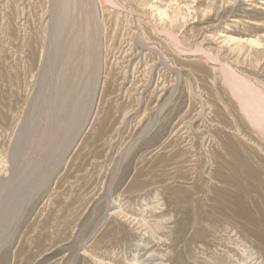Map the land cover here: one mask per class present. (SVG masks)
Segmentation results:
<instances>
[{"label": "rangeland", "instance_id": "obj_1", "mask_svg": "<svg viewBox=\"0 0 264 264\" xmlns=\"http://www.w3.org/2000/svg\"><path fill=\"white\" fill-rule=\"evenodd\" d=\"M61 1L64 0H0V84L2 83L0 85L2 87H0V107H3L5 111L3 113L4 120L0 119V126L2 127V129L0 127V190H2L8 182H10L18 175H24L26 178V176L32 171V166H30L31 163L30 161L28 162L27 159L29 158V155L32 154L31 151L35 150L33 148V145L36 142V139L34 137L33 139L30 138L29 142H27V139L29 138V136H32L31 132L29 131L32 130L33 126H35L36 124L41 126V128L44 126V129H42L45 131V135L44 133H39L42 135L38 136L39 138L41 136H44L45 138L44 140L40 138V145H43V142L45 145L47 139L50 138L46 143V145H50H45L48 148L43 145L42 147L44 149L40 147V150L38 149L39 151H35L36 153L38 152L37 154L40 157H42L44 153L43 150L50 149L49 146L52 147L51 143L54 135L58 133V131L60 132L62 130L61 127L63 128L65 124V119L68 111H71L72 107L74 108L73 104L76 101V95H81L82 97L81 102L83 103L81 107L83 108V112L88 108L87 104H91V92L89 94L88 89L86 87H83V85L87 83L89 88L91 81H89L88 79V74H90L91 76L92 74H94V70L93 73L87 74L84 71L85 69H81L83 65L81 66L82 61H80V57H77V59H75L77 54L85 51V45L83 44L84 35L81 36L80 31L83 27L84 22L88 18L89 12L94 11L93 13L97 17L96 19L99 18L98 21H100V23L97 21L99 25L98 31L101 30V35L100 33L99 35L101 37V42H103L101 43V48L103 49L102 52L104 53H101L99 59V68L95 69V71L97 70L98 72L97 77L101 76L99 82H102V79L105 78L103 74L106 69V75L107 73H111V82H113L116 87L112 90L110 89L109 92H103L102 94L100 92L101 83H99L98 86L100 87L97 86V90L95 93V95H97L95 97V101H97L92 109L93 113L90 118V124L92 122V124L95 125V128L88 133L87 130L90 126L89 124V126L83 133V135L85 134V136L81 137L80 140L77 141L78 143L76 142L68 155H66L65 157L64 155H61L60 158L62 159L57 158L54 163H50L51 165H49V162L45 159L43 162L46 164L44 165V163H42V165H44V168L49 165L50 168L48 166L46 170L50 169L51 171H46L44 169L45 171L41 173L40 171L43 170V168H39L40 170H37L36 174L31 178L32 186L30 185L31 187L29 189L27 188V192L24 191L25 194L23 195V199L17 202L16 205L14 204V206L9 207L7 211V213L9 214H7L5 218H2L3 220H0V264H14L15 262H17L16 264H23V262L24 264H217V262H220L221 264H242L240 262H243V264H256L257 262H259L257 264H263L264 260L262 261V256L264 250L261 249V247H259L260 245L257 243L255 244L256 246L254 244L253 245L259 248L252 249V247H254L251 246L252 239L249 236L247 237V235H241V238L240 232H238V229L233 225L234 222L230 220H224L221 222L223 225L221 223H218V227V224L214 225V221L208 218L203 219V215H201L203 214L202 209V211L199 210L201 212L199 215L202 216V219L199 215L196 214H198L199 212L197 208L200 206V204L202 206L204 204L206 208L209 207V205L207 206V204H210V206L212 207L211 204L215 203L213 198L216 195V193H214L216 192V190L214 192L211 191V188L213 187L212 185L214 184L213 181H211L212 177L210 176V170L216 165L213 164L212 161L208 163L206 160L207 155L204 153V150L202 152L203 147L205 149L206 145H208L209 138L212 139V137L214 138L216 136L212 133L213 129L216 128L217 123L214 121L215 117L212 114L215 110L211 107L212 103L209 102L211 101L210 97L208 96L209 90L216 92V97L220 100L223 108H225L226 110L228 109V115L232 116L235 121L237 120L236 122H238V119L234 112L235 110L231 105V107L228 105L230 104V100L228 96L225 95L226 87L224 84H222L223 82L221 81L222 79L219 73H213L211 70H209L208 66L210 65H208L206 61H203L205 60L202 57V55L204 54L203 51L214 55L218 58L219 61L225 62L230 68L233 69V71L243 75V78L245 79V82L247 84H251L252 86L257 87L259 92L264 95V0H69L70 3L68 2V4L70 5V7L72 6V8H69L68 6L67 9L69 11H73V17L72 12L71 15L69 14V12L67 16V23L61 21L63 19H61L60 15H58V13L60 14L59 11L58 13H56L60 18L55 13V11L57 10H63V6L61 7ZM11 2H16L18 4L16 10L18 13V17L16 18V20L14 19L12 21L11 17L9 19L10 8H6L8 5H10ZM57 3L59 4V6L57 5ZM60 7L62 9H60ZM164 11L167 13V16L161 14ZM56 16L58 17V19L56 18ZM58 20L62 23H65V28L62 27V23H59ZM75 20H78V22H75ZM69 21H71L72 24ZM56 22L57 24H55ZM76 23H78L79 25ZM69 25L72 27H70ZM76 26L80 29L78 30ZM47 27L49 28L47 29ZM69 28H71V30H69ZM159 29H163L165 31L167 29L168 32H170L180 40L185 49H191L189 51L187 50L188 52L195 54H192V56L179 55L176 51L171 49V47V50L169 48H166L167 45H165L166 43L163 42L164 40L157 37L158 39H160V42L159 40L157 41V38L155 37L157 36L155 34ZM76 30H78L79 32H77ZM32 31H34L35 33H32ZM44 31L46 34L43 33ZM57 31L62 32L61 36L59 32L56 33ZM151 31L153 32L151 33ZM33 34H35L34 37ZM64 36L66 39L64 38ZM68 36L70 37L68 38ZM49 37L50 39L48 40V42H50L48 44V42H46V38ZM140 37H142V41H140ZM53 38H55V40ZM78 38H80L81 41L78 40ZM15 40L17 41L14 42ZM33 40L35 43L32 44L31 42H33ZM107 40H110L109 43ZM54 41L56 42V44ZM58 41L60 42L58 43ZM61 41L66 44L62 43ZM60 43L61 45L64 44V46H61ZM80 43L82 46L80 45ZM106 43H108V45L110 44L111 46H108ZM239 44H242V46H239ZM68 45H70V48ZM24 46L26 48L23 51ZM35 46H39L38 49ZM41 46L44 47L40 48ZM58 47L67 50L66 52L65 50H59L62 53H58ZM30 50H33L34 52L37 51L36 56L38 57L34 61L29 60L30 58L27 55L28 51ZM70 52L73 59H75V64L72 63ZM5 53L6 57H3L1 54ZM22 53H24L25 56L22 55ZM64 53L66 54V56ZM48 54L50 55L48 56ZM59 54H62L64 56H61ZM160 54L162 55V57ZM176 54H178V56ZM68 56L70 59L68 58ZM43 57H46V59L44 60ZM62 57H64V60H62ZM25 59L28 64H25ZM105 59H108V61ZM37 62H39V64H37ZM33 65H35V67ZM41 65L43 68L45 66L44 70H42L43 68L41 67ZM67 68H69L68 70L70 74L67 71ZM12 70L14 73H12ZM22 71L24 72V74L23 76H20V74L23 73ZM25 71L28 73H26ZM202 72L206 74H203ZM44 73L48 77L45 76ZM60 73L62 76L59 75ZM73 73H76L77 75H73ZM57 74L59 76H57ZM4 77H6V79ZM12 77L13 79H16L12 80ZM57 77L59 78L57 79ZM207 77L209 78L208 80ZM65 78H67L68 80ZM24 79H26L27 81ZM59 80H61V82ZM18 81L20 82L18 83ZM6 83L8 86L11 84L9 86V89H6V86L4 85ZM17 83L19 85H17ZM21 83L25 86H23ZM57 84L61 85L59 86ZM19 86L21 88H19ZM15 87H17L16 90ZM45 89H47L48 92ZM55 90L59 91L56 92ZM113 90L116 91L113 92ZM12 91L17 95H14ZM50 91L51 93H49ZM8 92L11 93L8 94ZM57 93L60 94L61 98L60 102L57 103L59 105H57V109L59 111L56 114V111L54 112L53 110H51V108L47 107L53 106L52 101L55 100ZM68 94L73 98L71 96V98H69ZM101 94L104 95V97H100ZM2 95H6L7 99ZM47 96L49 102L47 101ZM107 96H109V98H107ZM105 98L106 100H104ZM109 99H111V101ZM6 101L7 103H4ZM103 101H105V105ZM12 103L14 105L13 110L12 106H10L12 105ZM99 104H103V106L101 107ZM46 105L47 107H45ZM190 105L191 108H189ZM6 106H8L7 108L12 110L13 112H11L9 109L7 110ZM65 106H67L68 108ZM111 107H113L114 109ZM61 108L64 109V111H60ZM46 110H48V113L46 112ZM6 111H8V113ZM41 111L43 113L45 112V115H43ZM98 111L99 116L102 113L101 117H97ZM54 113L55 118H53ZM107 113L113 115L109 118L110 123L106 125V128L108 126L107 129H111V132H102L97 138L95 130L98 128L96 124H98L99 121L105 120L104 117L109 115ZM56 115H59L58 117H62L61 120L64 121L61 122V120H59L58 122V118L56 117ZM8 116L11 117L9 118ZM40 118L44 119H42V121L46 122V125L40 120ZM119 118L120 120H118ZM46 119L48 122L46 121ZM54 119H56V121H54ZM112 119L114 121L116 119V123L113 122ZM36 120L40 122L36 123L38 122ZM48 123L49 127L47 126ZM3 124H5V126ZM58 124H60L61 126ZM113 124L114 126H112ZM8 125L10 128L6 127ZM46 128L47 130H45ZM39 129L40 128L35 130L36 132H33L34 136H36L37 131H42V129H40V131ZM47 132L49 135H46ZM223 132H228V130H225ZM50 135H52V137ZM96 138L98 139V141ZM99 138L102 139L100 140ZM80 142L82 144V148H80L79 151L77 147L78 145H81ZM26 143H29V146H31V148ZM193 143H195L196 145H194ZM84 144L86 146H84ZM23 146H26L25 149ZM259 147L264 151V148L261 147V145ZM155 148L157 149V151ZM28 149L30 151H28ZM41 150L43 151V153ZM77 150L78 152L76 154V157L74 159L71 158L70 160V157H73L74 152ZM94 150L96 152L103 153H100L99 155L95 152L100 157L99 158L97 156V158L99 159H97L96 157V160H94L95 158H91L93 156H96ZM81 152L85 153L86 158L83 154H81ZM90 152H93V155H90ZM157 152H160L162 155L163 153H165V155H163L162 158V155L158 154ZM55 153L58 154L59 150ZM172 153L173 155H175L173 159ZM150 154L152 157L150 156ZM153 154H155L156 156ZM158 155H160V157L163 159L162 163L161 161L159 163L162 166L158 165L159 168L157 170L155 169L153 171L152 169H150V171H148L149 169L147 170V168L149 167H146L145 164H148L150 163L149 161H151V166L154 165L155 160L154 162L152 160ZM167 155H170L169 158L171 159L168 160ZM176 157L178 158V160ZM185 157L186 159H184ZM201 157L203 159H200ZM21 158H23V160H21ZM140 158H143V160L145 161ZM85 159L88 161H86ZM166 160L168 164L165 162ZM80 161L85 166L83 167L84 172H80V174L82 173V175L78 173V171H82V164ZM87 162H91L90 167H88L89 164ZM137 162H139L140 165H138L139 163ZM163 162L166 166L163 165ZM199 163L205 164L206 166L204 165V167H202V164L200 165ZM68 164H72L73 166L71 165L70 167V165ZM75 166H77L78 168H76ZM96 166L98 167L96 170L92 168H96ZM69 167L71 168V170ZM74 167L77 169V172L76 170H74ZM86 167L88 170H91L92 168V171H88ZM216 167H218V165ZM68 168L69 170L67 171ZM141 168L142 170L141 172H139ZM151 171L153 174L151 173ZM70 172H72L73 174ZM207 172L210 174H208ZM62 173L65 174L64 178H60L64 176V174ZM140 173H143V175H141ZM67 174L70 175L68 176ZM71 174L79 176L74 175L76 178L75 179ZM131 175H134L135 178L134 176L132 178ZM137 175L141 176L137 177ZM178 175L181 177H178ZM58 176L60 177L58 178ZM68 177L73 183H70V180H65L66 183L64 182V179H68ZM77 177H80L79 179L81 180V183ZM163 178L168 179V181L170 182L168 183V181L166 180L167 182L165 183V181H162L164 180ZM58 179L59 181H57L56 183V180ZM60 179H62V182H60ZM144 179L147 180L145 181ZM2 181L3 183L5 182V184L1 183ZM67 181L69 182L67 183ZM178 181L180 182V184L183 183L182 185H186L187 187H185L186 189H184V186L179 187V193L182 192V195L180 196L177 193L176 198V194H170L169 191L167 193V190H170L171 187H175L177 184L178 185L176 187H178ZM200 181L201 183H199ZM77 182H79L80 185H78ZM143 183L146 185L144 186ZM174 183L176 185H174ZM59 184L61 188L59 187ZM140 185L142 186V188H137ZM149 185L151 187H149ZM159 185H161V187L164 186L166 194ZM127 186L129 187L128 189ZM166 186L167 189H165ZM206 186L208 189L206 188ZM130 187L135 188L132 189ZM159 187L161 190L159 189ZM199 187H202L203 190L201 191L200 189V191H198ZM34 188H36L37 190ZM76 188H78V190ZM75 189L78 192H75ZM126 189L127 192L124 194L123 192H125ZM156 189H159V191ZM195 189L197 190V192H195ZM53 190L56 191H54L55 193L52 194ZM182 190L187 191H184L183 193ZM56 193L59 195V198L57 199L58 201L54 199V197L58 196ZM66 193L68 194V196ZM156 193H160L159 196ZM210 193L211 195H209ZM73 194L75 197H78V199L74 198V196H72ZM169 194L172 196V199ZM187 194H189L188 197ZM165 195L168 196L166 197ZM206 195L208 198H206ZM70 196L76 200L70 198ZM60 198L62 199L60 200ZM205 198L206 200H204ZM52 199H54L55 201H53ZM174 199H176L177 202ZM202 199L208 203L203 202ZM59 200L62 202H59ZM73 200V204L75 206L70 208L68 210V213H66L67 211L62 212L61 210L64 209V205ZM172 200H174V202ZM179 200H184V202L186 201V203L181 202L182 205L184 203V205L182 206L179 203ZM196 200L200 203H198L199 205L197 204ZM159 201L160 203L158 204ZM168 201L171 203L173 202L172 204H176L172 207V204L170 205ZM201 201L203 204L201 203ZM52 202L53 206L51 205ZM85 202L87 205L84 204ZM166 203L168 204L165 205ZM56 204H59L58 210L64 214L59 212L50 220H47L46 217L50 213L49 210H52L54 205ZM153 204L156 205V207ZM162 204L165 207L169 206V208L163 207ZM179 204L181 205V207H179ZM152 205L154 206V208H152ZM177 205L179 207V211L177 209L176 212L171 211L175 210V206ZM60 206L62 207V209H60ZM239 206L240 205H238L237 207L240 208ZM245 206L246 205H242L241 208H245ZM76 208L79 210H83L80 211L81 214L78 212L79 210L76 211ZM170 208L171 210H169ZM181 208L183 209L184 213L182 212ZM46 209H48V211ZM111 209H113L114 211ZM37 212H41L43 214L39 215L37 214ZM46 213L48 214L45 215ZM73 213H79V215H73ZM182 213L187 214H185V216ZM35 215L38 216V219ZM192 215H195V219ZM69 216L71 219L69 218ZM198 216L200 217L199 222L197 220ZM34 217L36 219L33 220ZM54 217L59 218L56 219ZM103 217L105 218V224L103 223L105 226L103 227H107L108 229L106 228V230H104V228L102 227L99 232L102 233L104 231V235H107L109 233H107V231L109 230V228H111V235H115H110V238L107 239L112 240L110 241V244L102 246V248L98 249L93 247L92 245V241L94 239L91 241L88 236L90 237L93 228L99 222L98 219H101ZM181 217H183V219ZM139 218L142 220H140ZM151 218L155 219L151 220ZM52 219L53 221H51ZM107 219H110L109 222ZM156 219H159V221H161L159 227L158 225L156 226ZM39 220H41V222H39ZM42 221L44 223L46 221V224L48 223L50 225L47 224V227ZM208 221L211 223H209ZM32 222L34 223V225L31 224ZM35 222L38 224V226ZM107 222L108 225L106 226ZM117 222L120 224H118ZM206 223L209 224L207 225ZM56 224L58 225L55 226ZM148 224L155 225L154 234L150 229L152 227ZM197 224H199L200 227H198L199 225L197 226ZM41 225L43 228L41 227ZM212 225L213 229L211 228ZM115 226L117 228H115ZM37 227L39 228L37 231H41L40 234L37 233L38 236L36 234ZM62 228H64V230H62ZM235 228L237 229V231ZM56 230L59 231L57 232ZM145 230L148 231V233L143 232ZM45 232L46 234H44ZM53 232H57L58 236ZM207 233H209L210 235ZM35 234L37 237L35 236ZM41 235L43 236L41 237L42 239L40 238ZM34 237L36 240L34 239ZM56 237H58V240L60 239L61 241L59 242ZM142 237L143 239H145L144 241ZM245 237L248 239L247 243L246 241H244L245 239L243 240V238ZM101 238H103V236ZM113 239H116V241H113ZM89 241L91 242V244ZM249 241L251 242L249 243ZM54 242L56 243L52 246V243ZM23 243L25 244V246L27 245V247H25ZM237 243L240 244L237 245ZM247 244L249 247L251 246V248H248ZM136 245L137 248L135 247ZM16 247L17 249H19V251L16 249ZM21 247H24L25 250L24 248H22L21 250ZM259 249L261 251H259ZM256 251L257 253L255 254ZM227 252L230 253H228V256H226ZM14 254H17L16 256L18 258V261L17 259H14L16 258ZM147 254L151 256L148 255L149 257L147 256L148 258H146ZM240 254L242 257L240 256ZM242 254L245 256H243ZM256 255L260 256L257 257ZM234 256H236L238 259L236 257L235 259ZM220 257L222 258V260L220 259ZM223 260H225V262ZM214 261H216V263Z\"/></svg>", "mask_w": 264, "mask_h": 264}, {"label": "bare ground", "instance_id": "obj_2", "mask_svg": "<svg viewBox=\"0 0 264 264\" xmlns=\"http://www.w3.org/2000/svg\"><path fill=\"white\" fill-rule=\"evenodd\" d=\"M109 1H111V0H109ZM62 2V5H61V7L63 6V10H57V11H55V13L57 12L58 13V11L60 12V14L58 13V15H60V17H61V19H63V20H61L62 22H65V23H67V16H68V13L71 15V12H72V17H73V11H69L67 8H68V6H69V8H72V6L70 7V5L68 4V2H69V0H64V1H61ZM70 3V2H69ZM47 4V3H46ZM50 4V3H49ZM57 5L59 6V4L57 3ZM50 6V5H49ZM54 6V5H53ZM17 7H18V4L15 2V3H13V2H11L10 3V5H8L6 8H10L9 9V19H10V17H11V21L12 20H16V18L18 17L17 15H18V13H17ZM55 7V6H54ZM60 7V9H62ZM112 7H114V6H112ZM47 8H48V6H47ZM53 8V7H52ZM56 9V8H55ZM59 9V8H58ZM74 9V8H73ZM72 9V10H73ZM71 10V9H70ZM53 11V12H54ZM75 11H76V9H75ZM94 12V11H93ZM93 12H89L88 13V18H87V20L84 22V24H83V27H82V29H81V31H80V33H81V36L82 35H84V42H83V44L85 45V51H83L82 53H80V54H77L76 55V58L75 59H77V57H80V61H82V64H81V66L83 65V67H81V69L83 68V70L88 74V73H93V70H94V74H92L91 76H90V74H88V79H89V81H91V83H90V86H89V88H88V84L86 83V84H84L83 85V87H86L87 89H88V92H89V94H90V92H91V104H87V106H88V108L87 107H85V108H87L86 109V111H84L83 112V108L81 107V105H82V103L83 102H81V95H76V101L74 102V108L72 107V110L71 111H68V114H67V112H66V114H67V116H66V119H65V124L64 123H61V124H64V126H63V128L61 127V131L59 132L58 131V133H56L55 135L54 134H52V135H54V137H53V140H52V143H51V141H50V143L52 144V147L51 146H49L50 147V149H45V150H43L44 148L42 147L43 145H44V142H43V145L41 144L40 145V141H41V139L40 138H42V140H44L45 138H44V136H41L40 138L38 137V136H40V135H42L43 133H44V135H45V131L43 130L44 128V126L41 128V126H39V125H35V126H33V128H32V130L31 131H29V132H31V135L32 136H29V138L27 139V142H29V139L31 138V139H33V137L36 139V142L34 143V145H33V148L35 149H33L34 151H31L32 152V154L31 155H29V158L27 159L28 160V162L30 161V163H31V165L30 166H32V171L30 172V174H26L27 176H26V178H25V176L24 175H18L17 177H15L14 179H12L10 182H8L7 180V185H5L4 186V188L2 189V190H0V220H3L2 218H5L6 216H7V214H9V213H7V211H8V209H9V207H11V206H14V204L16 205V203L17 202H19V201H21L22 199H23V195L25 194L24 193V191L25 192H27L26 190H27V188L29 189L32 185H31V182H32V177H33V175H35L36 174V171L37 170H40L41 169V167L43 168V170H41L40 172L41 173H43L45 170H46V168L49 166V165H51L52 163H54L55 161H56V159L57 158H60V156L61 155H64V157L66 156V155H68L69 154V152L72 150V148H73V146L76 144V142L78 141V140H80V138L81 137H83V136H85V134L83 135V133L85 132V130L87 129V127L89 126V124H90V118H91V116H92V113H93V107L95 106V104H96V101H95V97L97 96V95H95V93H96V88H97V86L99 85V83H101V93L103 94V92H109L110 91V89L112 90L113 88H115L116 86L113 84V82H111L112 80L110 79V77H111V73L110 74H108L107 73V75H106V69H105V71H104V74H103V76H105V78L104 79H102V82H99V79L101 78V76L100 77H97V74H98V72H97V70L95 71V69L96 68H99V59H100V56H101V53L103 54L104 52H102V48H101V43H103V42H101V37H100V35H101V33H100V31H98V22L100 23V21H98L99 20V18L98 19H96L97 17L94 15V13ZM57 13H56V15H57ZM77 14V13H76ZM161 14H164V16H167L166 14V12L164 11V12H162ZM57 15V16H58ZM75 15V14H74ZM56 16V18L58 19V17ZM59 17V18H60ZM32 19V18H31ZM101 19V18H100ZM102 20V19H101ZM35 21V20H34ZM61 21H59L58 20V22L60 23ZM98 21V22H97ZM134 21V20H133ZM31 22V21H30ZM51 22V21H50ZM61 22V23H62ZM71 24H72V22L71 21H69ZM75 22H78V20L76 21L75 20ZM65 23H62V27H64L65 28ZM69 23V24H70ZM102 23H103V21H102ZM15 24V23H14ZM55 24H57V22L55 23ZM70 24V25H71ZM76 24H78V23H76ZM75 24V25H76ZM32 25V24H31ZM69 25V26H70ZM79 25V24H78ZM77 25V26H78ZM102 25V24H101ZM47 26V25H46ZM56 26V25H55ZM54 26V27H55ZM68 26V27H69ZM76 26V27H77ZM11 27V26H10ZM9 27V28H10ZM58 27H59V25H58ZM70 27H72V26H70ZM76 27H75V29H76ZM103 27V26H102ZM49 27H47V29H48ZM56 28V27H55ZM78 28V30L80 29L79 27H77ZM102 29H104V28H102ZM107 29V28H106ZM57 30V29H56ZM60 30V29H59ZM69 30H71V28H69ZM68 30V31H69ZM78 30H76L77 32H79ZM111 30V29H110ZM109 30V31H110ZM115 30V29H114ZM153 30V29H152ZM61 31V30H60ZM62 31H64V30H62ZM103 31V30H102ZM116 31V30H115ZM50 32H51V29H50ZM59 31H57L56 33H58ZM76 32V33H77ZM104 32V31H103ZM107 32V31H106ZM153 31H151V33H152ZM32 33H35L34 31H32ZM43 33H45V31L43 32ZM48 33H49V31H48ZM60 33V36H61V34H62V32H59ZM66 33V32H65ZM72 33V32H71ZM99 33H100V35H99ZM46 34V33H45ZM78 34V33H77ZM103 34V33H102ZM113 34H115V33H113ZM34 35L35 34H33V37H34ZM39 35H41V34H39ZM39 35H37V36H39ZM68 35V34H67ZM109 35V34H108ZM155 35H157V36H155L156 38L158 37V38H160V39H162V40H164L163 42H165L166 44L165 45H167V47L166 48H169L170 49V47H171V49H173L174 51H176L179 55H189V56H192V54H195V53H191V52H188L189 50H191V49H185L184 48V45L183 44H181V42H180V40L177 38V37H175L174 35H172L170 32H168L167 31V29H166V31L165 30H158L157 31V33L155 34ZM31 36H32V34H31ZM47 36V35H46ZM49 36H50V34H49ZM52 36V35H51ZM42 37V36H41ZM70 36H68V38H69ZM74 37H75V35H74ZM79 37V36H78ZM112 37V36H111ZM111 37H110V39H111ZM113 37H114V35H113ZM37 38V37H36ZM43 38V37H42ZM41 38V39H42ZM64 38H65V36H64ZM141 38V40L140 41H142V37H140ZM157 38V41L159 40L160 41V39H158ZM30 39V38H29ZM38 39V38H37ZM36 39V40H37ZM47 40H46V42H48V40L50 39V37L49 38H46ZM54 40H55V38H53ZM66 39V38H65ZM74 39V38H73ZM102 39H104V38H102ZM155 39V38H154ZM35 40V39H34ZM34 40H33V42H31L32 44L33 43H35L34 42ZM43 40V39H42ZM57 40V39H56ZM77 40V39H76ZM78 40H80L81 41V39L80 38H78ZM17 40H15L14 42H16ZM27 41V40H26ZM38 41V40H37ZM37 41H36V43H37ZM52 41V40H51ZM70 41V40H69ZM79 41V42H80ZM103 41V40H102ZM108 41V40H107ZM110 41V40H109ZM109 41H108V43H109ZM40 42V41H39ZM50 42V41H49ZM49 42H48V44H49ZM55 42V41H54ZM60 41H58V43H59ZM62 42V41H61ZM81 42V43H82ZM161 42V41H160ZM62 43H64V42H62ZM71 43V42H70ZM76 43H77V41H76ZM81 43H80V45H81ZM108 43H106L107 45H108ZM143 43V42H142ZM19 44H21V43H19ZM26 44V43H25ZM55 44H56V42H55ZM64 44H66V43H64ZM64 44H62L61 45V43H60V45L61 46H64ZM68 44V43H67ZM112 44V43H111ZM144 44V43H143ZM161 44H164V43H161ZM52 46V45H51ZM54 46V45H53ZM66 46V45H65ZM69 46V48H70V45H68ZM82 46V45H81ZM108 46H111L110 44L108 45ZM239 46H242V44H239ZM36 47V46H35ZM38 47L39 46H37L36 48L38 49ZM42 47H44V46H41L40 48H42ZM49 47H50V45H49ZM56 47H57V45H56ZM67 47V46H66ZM151 47V46H150ZM25 46H24V48H23V51L25 50ZM35 48V49H36ZM46 48V47H45ZM52 48V47H51ZM65 48V47H64ZM82 48V47H81ZM80 48V49H81ZM31 49H32V46H31ZM35 49H34V51H35ZM36 49V50H37ZM44 49V48H43ZM43 49H42V51H43ZM79 49V48H78ZM84 49V48H83ZM101 49V50H100ZM110 49V48H109ZM156 49V48H155ZM170 49V50H171ZM7 50V49H6ZM27 50V49H26ZM59 50H65V52H66V50L67 49H62L61 47L59 48L58 47V53L59 52H61V51H59ZM188 50V51H187ZM196 50V49H195ZM195 50H193V51H195ZM33 50H30V51H28V57L30 58L29 60H35V59H37V57L38 56H36L37 54V51L36 52H34ZM41 51V50H40ZM49 51V50H48ZM52 51V50H51ZM70 51V50H69ZM167 51V50H166ZM1 52H3V51H1ZM45 52V51H44ZM158 52V51H157ZM168 52V51H167ZM204 52V54L202 55V57L205 59V60H203V61H206L207 63H208V65H210V66H208L209 67V70H211L213 73L214 72H217V73H219V75H220V77H221V81L223 82L222 84H224L225 85V87H226V91H225V95L226 96H228V98H229V100H230V104H228L229 106L231 105L232 107H233V109L235 110L234 112H235V115H236V117H237V119H238V122H236L235 121V119L232 117V116H230V115H228V113H227V110L225 109V108H223V106H222V104L220 103V100L219 99H217V97H216V92H214V91H208L209 92V97H210V100L211 101H209L210 103H212L211 105V107L215 110V111H213V115H214V117H215V122L217 123V126H216V128L215 129H213V135H216L214 138L212 137V139H210L209 138V141H208V145H206V147H205V149H204V147H203V149H202V152H203V150H204V153L207 155H205L206 156V160H207V162L208 163H210L211 161H212V163L213 164H215L216 166L218 165V167H216V166H214V167H212V169L210 170L211 171V177H212V179H211V181H213V184L214 185H212L213 187L211 188L212 190V192H214L215 190H216V192H214V193H216V195H215V197L213 198L212 196V198H213V200L215 201V203L214 204H211L212 205V207L210 206V204H207V206L209 205V207H205V205L202 203V201L203 202H205L204 200H206V198H208L207 197V195H206V198L203 200L202 199V201H201V203L203 204V206L197 201V204L199 203L200 204V206L197 208V210L199 211H202L203 210V214H201V215H203V219H205V218H208V219H210V220H212V221H214L215 223H214V225L215 224H218V223H221L222 221H224V220H230V221H232V222H234V227H236L237 229H238V232H240V236L242 235V236H246L247 235V237L249 236L251 239H252V245L251 246H254L256 243L257 244H259L260 246L259 247H261V249H263L264 250V151L263 150H261L260 149V145H261V147H263L264 148V95H262L260 92H259V90H258V88L257 87H254V86H252L251 84H247L246 82H245V79L243 78V75H241V74H238V73H236L235 71H233V69L232 68H230L225 62H222V61H219L218 60V58L217 57H215L214 55H212V54H209V53H207V52H205V51H203ZM25 53V52H24ZM24 53H22V55H24L25 56V54ZM42 53V52H41ZM58 53H56V54H58ZM62 53V52H61ZM74 53V52H73ZM161 53V52H160ZM38 54H39V52H38ZM47 54V53H46ZM54 54V53H53ZM65 54V53H64ZM70 54H71V52H70ZM169 54H171V53H169ZM178 54H176L177 56H178ZM3 57H6V53L5 54H1ZM18 55H19V53H18ZM43 55V54H42ZM50 54H48V56H49ZM59 55H61V56H64V55H62V54H59ZM161 55V54H160ZM166 55V54H165ZM24 56H23V58H24ZM65 56H66V54H65ZM70 56V55H69ZM69 56H68V58H69ZM75 56V55H74ZM105 56H107V55H105ZM109 56H110V53H109ZM39 57H40V55H39ZM50 57H52V56H50ZM55 57H57V56H55ZM59 57V56H58ZM161 57H162V55H161ZM167 57V56H166ZM19 58V57H18ZM44 58V57H43ZM60 58V57H59ZM46 59V57L44 58V60ZM70 59V58H69ZM71 59H72V63L73 64H75V59H73V57H72V54H71ZM162 59V58H161ZM178 59V58H177ZM62 60H64V57H62ZM62 60H61V62H62ZM105 60H107L108 61V59H105ZM111 60V59H110ZM109 60V61H110ZM113 60V59H112ZM182 60V59H181ZM196 60V59H195ZM194 60V61H195ZM14 61V60H13ZM37 61V60H36ZM41 61H42V59H41ZM48 61V60H47ZM71 61V60H70ZM114 61V60H113ZM113 61H111V62H113ZM163 61V60H162ZM203 61H202V63H203ZM49 62V61H48ZM56 62V61H55ZM69 62V61H68ZM104 62H106V61H104ZM30 63H32V62H30ZM36 63V62H35ZM53 63V62H52ZM65 63V62H64ZM71 63V62H70ZM110 63V62H109ZM108 63V64H109ZM205 63V62H204ZM25 64H28L27 62H26V59H25ZM37 64H39V62H37ZM36 64V65H37ZM41 64H44V63H41ZM54 64V63H53ZM200 64V63H199ZM3 65V64H2ZM1 65V66H2ZM57 65V64H56ZM55 65V66H56ZM59 65V64H58ZM61 65H62V63H61ZM100 65H102V64H100ZM7 66V65H6ZM29 66V65H28ZM34 67H35V65H33ZM50 66V65H49ZM71 66H73V65H71ZM41 67H42V65H41ZM51 67V66H50ZM76 67V66H75ZM78 67H79V65H78ZM112 67V66H111ZM110 67V68H111ZM115 67V66H114ZM169 67H170V65H169ZM26 68V67H25ZM24 68V69H25ZM43 68V67H42ZM44 68H45V66H44ZM44 68L42 69V70H44ZM46 68H48V67H46ZM55 68V67H54ZM104 68H105V66H104ZM109 68V67H108ZM172 68V67H171ZM52 69V68H51ZM60 69V68H59ZM69 68H67V71L69 72V70H68ZM74 69V68H73ZM117 69V68H116ZM208 69V68H207ZM16 70V69H15ZM14 70V71H15ZM27 70V69H26ZM29 70V69H28ZM205 70V69H204ZM4 71V70H3ZM18 71V70H17ZM16 71V72H17ZM24 71V70H23ZM22 71V72H23ZM33 71V70H32ZM47 71V70H46ZM61 71V70H60ZM65 71V70H64ZM78 71V70H77ZM82 71V70H81ZM129 71V70H128ZM127 71V72H128ZM207 71V70H206ZM21 72V73H22ZM26 72V71H25ZM30 72V71H29ZM48 72V71H47ZM55 72V71H54ZM116 72V71H115ZM196 72V71H195ZM5 73V72H4ZM11 73V72H10ZM12 73H14L13 72V70H12ZM26 73H28V72H26ZM46 73V72H45ZM44 73V74H45ZM50 73V72H49ZM49 73H48V75H49ZM65 73V72H64ZM64 73H62V74H64ZM77 73V72H76ZM76 73H73V75L74 74H76ZM85 73V74H86ZM201 73V72H200ZM203 73V72H202ZM212 73V74H213ZM18 74V73H17ZM23 74H24V72L22 73V74H20V76L22 75L23 76ZM69 74H70V72H69ZM199 74V73H198ZM203 74H206V73H203ZM19 75V74H18ZM17 75V76H18ZM29 75V74H28ZM51 75V74H50ZM59 75H61V73L59 74ZM58 74H57V76H59ZM66 75H67V73H66ZM77 75V74H76ZM217 75V74H216ZM11 76H13V75H11ZM31 76V75H30ZM38 76V75H37ZM45 76H47L46 74H45ZM52 76V75H51ZM55 76V75H54ZM62 76V75H61ZM203 76V75H202ZM8 77V76H7ZM29 77V76H28ZM48 77V76H47ZM47 77H45V78H47ZM64 77H65V75H64ZM85 77V76H84ZM119 77V76H118ZM2 78V77H1ZM5 79H6V77H4ZM25 78V77H24ZM27 78V77H26ZM59 77H57V79H58ZM112 78H113V76H112ZM115 78V77H114ZM8 79V78H7ZM14 79H16V78H14ZM13 79V77H12V80H14ZM19 79V78H18ZM17 79V80H18ZM65 79H67V78H65ZM118 79V78H117ZM203 79V78H202ZM209 78L207 77V80H208ZM212 79H213V77H212ZM212 79H211V81H212ZM24 80H26V79H24ZM47 80V79H46ZM62 80H64V79H62ZM68 80V79H67ZM73 80V79H72ZM116 80V79H115ZM220 80V79H219ZM27 81V80H26ZM60 82H61V80H59ZM77 81V80H76ZM216 81V80H215ZM7 82V81H6ZM17 82V81H16ZM16 82H13V83H16ZM20 81H18V83H19ZM46 82V81H45ZM49 82V81H48ZM88 82V81H87ZM210 82V81H209ZM9 83H10V81H9ZM11 83H12V81H11ZM17 83V85H19ZM40 83V82H39ZM50 83V82H49ZM55 83H56V80H55ZM58 83V82H57ZM82 83V82H81ZM2 84V83H1ZM0 84V85H1ZM22 84V83H21ZM24 84H25V82H24ZM24 84H22L23 86H25ZM80 84V83H79ZM202 84H204V83H202ZM210 84V83H209ZM5 86H6V89H9V86L11 85H7V83L6 84H4ZM4 85H2V86H4ZM27 85V84H26ZM54 85H56V84H54ZM57 85H59V84H57ZM61 85V84H60ZM59 85V86H60ZM65 85V84H64ZM117 85V84H116ZM7 86H8V88H7ZM50 86H51V84H50ZM207 86V85H206ZM1 87V86H0ZM43 87V86H42ZM41 87V88H42ZM62 87H64V86H62ZM66 87V86H65ZM78 87V86H77ZM98 87H100V86H98ZM118 87V86H117ZM2 88V87H1ZM16 88L17 87H15V90H16ZM19 88H21L20 86H19ZM44 88H45V86H44ZM209 89V88H208ZM1 90V89H0ZM42 90H43V88H42ZM46 91H47V89H45ZM117 90V89H116ZM116 90H113V92L114 91H116ZM14 91V90H13ZM12 91V92H13ZM44 91V90H43ZM56 91V90H55ZM57 91H59V90H57ZM56 91V92H57ZM61 91V90H60ZM81 91H82V89H81ZM86 91V90H85ZM84 91V92H85ZM222 91H224V90H222ZM17 92V91H16ZM48 92V91H47ZM46 92V93H47ZM62 92H64V91H62ZM69 92V91H68ZM112 92V91H111ZM9 93H11V92H8V94ZM18 93V92H17ZM49 93H51V91L49 92ZM61 93V92H60ZM67 93V92H66ZM72 93V92H71ZM70 93V94H71ZM83 93V92H82ZM86 93V92H85ZM218 93V92H217ZM5 94V93H4ZM8 94H7V96H8ZM13 94L14 95H17V94H15V92H13ZM48 94V93H47ZM101 94V96L100 97H104V95H102ZM38 95H40V94H38ZM52 95V94H51ZM55 95V94H54ZM69 95V94H68ZM222 95V94H221ZM224 95V96H225ZM2 96H5L6 97V95H2ZM10 96V95H9ZM21 96V95H20ZM53 96V95H52ZM71 95H69V98H71L70 97ZM225 96V97H226ZM14 97V96H13ZM62 97H65V96H62ZM85 97V96H84ZM106 97V96H105ZM16 98V97H15ZM29 98V97H28ZM60 94L59 93H57V96L55 97V100H53L52 101V103H53V106L51 107V106H49V107H47V105L45 106V107H47V108H51V110H53L56 114H57V112L59 111L57 108V103L58 102H60ZM73 98V97H72ZM88 98V97H87ZM86 98V99H87ZM107 98H109V96H107ZM6 99H7V97H6ZM5 99V100H6ZM34 99V98H33ZM36 99V98H35ZM47 99H48V96H47ZM67 99V98H66ZM102 99V98H101ZM112 99V98H111ZM111 99H109L110 101H111ZM207 99H209V98H207ZM227 99V98H226ZM225 99V100H226ZM3 100V99H2ZM13 100V99H12ZM17 100V99H16ZM104 100H106V98L104 99ZM113 100V99H112ZM11 101V100H10ZM15 101V100H14ZM13 101V102H14ZM31 101V100H30ZM33 101V100H32ZM45 101V100H44ZM48 102H49V99L47 100ZM69 101V100H68ZM101 101V100H100ZM100 101H99V103H100ZM34 102V101H33ZM65 102V101H64ZM64 102H62V103H64ZM105 101H103V103H104ZM195 102V101H194ZM227 102V101H226ZM0 103H1V100H0ZM4 103H7V101L6 102H4ZM61 103V104H62ZM223 103V102H222ZM2 104H3V102H2ZM9 104V103H8ZM47 104V103H46ZM109 104V103H108ZM5 105V104H4ZM15 105H16V103H15ZM42 105V104H41ZM50 105V104H49ZM65 105V104H64ZM68 105V104H67ZM100 105V104H99ZM104 105H105V103H104ZM2 106V105H1ZM9 106V105H8ZM8 106H6V108L8 107ZM10 106H12V110H13V103H12V105H10ZM27 106V105H26ZM33 106V105H32ZM59 106V105H58ZM97 106H98V104H97ZM101 107L103 106V104L102 105H100ZM114 106V105H113ZM226 106V105H225ZM230 106V107H231ZM60 107H61V105H60ZM59 107V108H60ZM65 107H67V106H65ZM64 107V108H65ZM120 107V106H119ZM5 108V109H6ZM11 108V107H10ZM68 108V107H67ZM66 108V109H67ZM111 108H113V107H111ZM189 108H191V105L189 106ZM195 108V107H194ZM9 108H7V110H8ZM97 109V108H96ZM98 109H99V107H98ZM100 109H102V108H100ZM114 109V108H113ZM113 109H112V112H113ZM10 110V109H9ZM12 110H10L11 112H13ZM64 111V109H60V111ZM69 110V109H68ZM80 110H82V111H80ZM111 110V109H110ZM9 111V112H10ZM48 110H46V112H47ZM67 111V110H66ZM196 111V110H195ZM232 111V110H231ZM5 111H4V108L3 107H0V119H2V120H4V115H3V113H4ZM7 113H8V111H6ZM10 112V113H11ZM29 112V111H28ZM40 112V111H39ZM42 112V111H41ZM96 112V111H95ZM211 112H212V110H211ZM32 113V112H31ZM31 113H30V115H31ZM43 113V112H42ZM48 113V112H47ZM46 113V114H47ZM51 113V112H50ZM55 113L53 114V118H55ZM65 113V112H64ZM115 113V112H114ZM113 113V114H114ZM123 113V112H122ZM184 113V112H183ZM196 113V112H195ZM13 114V113H12ZM36 114H37V112H36ZM52 114V113H51ZM83 114V115H82ZM102 114V113H101ZM101 114H100V116H99V111H98V115H97V117L99 116V117H101ZM107 114H109L108 116H106V117H104V119L105 120H102V121H99V123L98 124H96V126H97V128L98 129H96L95 131H96V135H97V138H98V136H100V134L102 133V132H105V131H110V130H108L107 128H108V126H107V128H106V125H108L110 122V120H109V118L110 117H112L113 115L112 114H110V113H107ZM190 114V113H189ZM209 114V113H208ZM212 114H210V115H212ZM8 115V114H7ZM29 115V114H28ZM43 115H45V112L43 113ZM43 115H42V117H43ZM60 115V114H59ZM58 115V116H59ZM111 115V116H110ZM116 115H119V114H116ZM120 115H121V113H120ZM234 115V114H233ZM50 116V115H49ZM57 115H56V117L58 118V122H59V120H61V118L62 117H58ZM65 116V115H64ZM181 116V115H180ZM6 117V116H5ZM9 118L11 117V116H8ZM27 117V116H26ZM183 117V116H182ZM186 117V116H185ZM190 117V116H189ZM206 117H208V116H206ZM218 117H221V118H218ZM8 118V119H9ZM28 118V117H27ZM51 118V117H50ZM60 118V119H59ZM94 118H96V117H94ZM93 118V119H94ZM155 118V117H154ZM7 119V120H8ZM43 119V118H42ZM42 119L40 118V120L42 121ZM99 119V118H98ZM103 119V118H102ZM117 119V118H116ZM116 119H115V121H116ZM187 119V118H186ZM44 120V119H43ZM52 120V119H51ZM92 120V119H91ZM96 120V119H95ZM113 120V119H112ZM118 120H120V118L118 119ZM36 121H38V120H36ZM35 121V122H36ZM46 121H47V119H46ZM54 121H56V119H54ZM62 121H64V120H61V122ZM93 121V120H92ZM114 120H113V122H115ZM2 122V121H1ZM32 122H34V121H32ZM40 121H38V122H36V123H39ZM42 122H44V121H42ZM41 122V123H42ZM48 122V121H47ZM52 122V121H51ZM98 122V121H97ZM5 123V122H4ZM8 123V122H7ZM9 123H10V121H9ZM27 123V122H26ZM96 123V122H95ZM116 123V122H115ZM44 124L46 125V122H44ZM53 124V123H52ZM51 124V125H52ZM1 125V124H0ZM4 126H5V124H3ZM2 125V126H3ZM49 125V123L47 124V126ZM58 125H60V124H58ZM58 125H56V126H58ZM119 125V124H118ZM3 126V127H4ZM61 126V125H60ZM111 126V125H110ZM112 126H114V124L112 125ZM1 127V126H0ZM6 127H8V128H10L9 127V125L8 126H6ZM5 127V128H6ZM49 127V126H48ZM47 127V128H48ZM51 127V126H50ZM38 128H40V129H42V131H44V132H38L37 131V134H36V136H34V133L33 132H36L35 130H37ZM47 128L45 129V130H47ZM52 128V127H51ZM50 128V129H51ZM95 128V125H93L92 124V122H91V124H90V126H89V128H88V130H87V132L89 133L90 131H92L93 129ZM214 128V127H213ZM1 129H2V127H1ZM23 129V128H22ZM26 129V128H25ZM40 129H39V131H40ZM49 129V128H48ZM56 129V128H55ZM58 129H60V128H58ZM113 129V128H112ZM7 130V129H6ZM225 130H228V132H223V131H225ZM3 131H4V129H3ZM212 131V130H211ZM6 132V131H5ZM111 132V131H110ZM208 132V131H207ZM223 132V133H222ZM33 133V134H32ZM39 133H42V134H39ZM54 133V132H53ZM94 133V132H93ZM229 133V134H228ZM26 134H27V132H26ZM4 135V134H3ZM46 135H49L48 134V132L46 133ZM52 135H50L51 137H52ZM209 135V134H208ZM28 136V135H27ZM91 136H92V134H91ZM12 137V136H11ZM105 137V136H104ZM228 137H230V138H228ZM38 138V139H37ZM90 138V137H89ZM96 138V139H97ZM199 138V137H198ZM221 138V139H220ZM40 139V140H39ZM50 138H48L47 139V142H48V140H49ZM100 139V138H99ZM102 139V138H101ZM100 139V140H101ZM197 139V138H196ZM83 141V140H82ZM81 141V142H82ZM86 141V140H85ZM92 141V140H91ZM97 141H98V139H97ZM194 141V140H193ZM199 141V140H198ZM46 142V143H47ZM81 142H80V144H81ZM89 142V141H88ZM195 142V141H194ZM201 142V141H200ZM21 143V142H20ZM46 143H45V145H46ZM78 143V142H77ZM93 143V142H92ZM98 143V142H97ZM133 143V142H132ZM196 143H198V142H196ZM259 143H260V145H259ZM28 146L30 145L29 143H26ZM96 144V143H95ZM194 145H196L195 143H193ZM9 145V144H8ZM44 145V146H45ZM48 145H50V144H48ZM48 145H46V146H48ZM200 145V144H199ZM17 146V145H16ZM21 146V145H20ZM27 146V147H28ZM45 146V147H46ZM84 146H86L85 144H84ZM92 146H94V145H92ZM24 147V146H23ZM26 147V146H25ZM25 147H24V149H25ZM30 148H31V146H29ZM36 147V148H35ZM40 147H42L43 149V151H44V153H43V151H42V153H43V155H42V157H40L35 151H39L40 149ZM77 147V146H76ZM75 147V148H76ZM89 147V146H88ZM159 147V146H158ZM157 147V148H158ZM46 148H48V147H46ZM78 150L80 151V148H82V144L81 145H78ZM76 148V149H77ZM85 148V147H84ZM87 148V147H86ZM91 148V147H90ZM23 149V148H22ZM27 149V148H26ZM39 149V150H38ZM76 149H74V150H76ZM99 149V148H98ZM156 149V148H155ZM160 149V148H159ZM32 150V149H31ZM59 150V153L58 154H56L55 152L56 151H58ZM78 150L77 151H73L74 152V154H73V152H72V154H73V157L71 156L70 157V160H71V158L72 159H74L75 157H76V154H77V152H78ZM87 150V149H86ZM103 150V149H102ZM28 151H30L29 149H28ZM41 151H40V153H41ZM61 151V152H60ZM96 151H97V149H96ZM95 150H94V153L96 152ZM155 151V150H154ZM156 151H157V149H156ZM161 151V150H160ZM163 151V150H162ZM23 152V151H22ZM54 152V153H53ZM86 152V151H85ZM103 152V151H102ZM175 152H176V150H175ZM183 152V151H182ZM96 153H98L99 155H100V153L101 152H96ZM95 153V154H96ZM158 153V152H157ZM25 154H27V153H25ZM56 154V155H55ZM81 154H83L84 156H85V153L83 152H81ZM101 154H103V153H101ZM158 154H160V155H162L160 152L158 153ZM168 154V153H167ZM176 154V153H175ZM179 154V153H178ZM89 155V154H88ZM90 155H93V152H90ZM153 155H155V154H153ZM160 155H158L157 157H155L152 161L154 162V160H155V163H154V165H152L151 166V164H152V162L151 161H149L150 163H146L145 164V166L146 167H149V168H147V170L148 171H150V169H152L153 171L156 169H158L159 167H158V165H160L159 163H160V161H161V163H162V161H163V155H165V153H163V155L160 157ZM172 155H173V153H172ZM180 155V154H179ZM97 154H96V156H93V157H91V158H97ZM150 156H151V154H150ZM150 156H149V158H150ZM156 156V155H155ZM168 156V155H167ZM187 156H189V155H187ZM203 156V155H202ZM12 157V156H11ZM17 157V156H16ZM40 157V158H39ZM80 157V156H79ZM99 157V156H98ZM141 157V156H140ZM146 157H148V156H146ZM152 157V156H151ZM154 157V156H153ZM170 157V155L167 157L168 158V160L169 159H171V158H169ZM173 157H175V155H173L172 156V159H173ZM182 157H184V156H182ZM181 157V158H182ZM204 157V156H203ZM85 158H86V156H85ZM88 158V157H87ZM96 158L94 159V160H96ZM100 158V157H99ZM99 158H97V159H99ZM164 158H166V157H164ZM177 158V157H176ZM190 158V157H189ZM47 160L49 163V165L48 166H46L45 168H44V165L46 164V163H44L43 161L44 160ZM60 159H62V158H60ZM140 159H142L143 160V158H140ZM162 159V160H161ZM184 159H186V157L184 158ZM188 159V158H187ZM200 159H203L202 157L200 158ZM19 160H20V158H19ZM21 160H23V158H21ZM59 160V159H58ZM67 160V159H66ZM78 160V159H77ZM83 160H84V158H83ZM86 160V159H85ZM92 160V159H91ZM149 160V159H148ZM147 160V161H148ZM151 160V159H150ZM177 160H178V158H177ZM16 161V160H15ZM68 161H69V159H68ZM67 161V162H68ZM75 161V160H74ZM73 161V162H74ZM86 161H88V160H86ZM85 161V162H86ZM89 161H90V159H89ZM141 161V160H140ZM143 161H145V160H143ZM204 161V160H203ZM81 162V161H80ZM79 162V163H80ZM142 162V161H141ZM166 163H167V160L165 161ZM202 162V161H201ZM206 162V161H205ZM42 163H44V165H42ZM51 163V164H50ZM59 163V162H58ZM71 163H72V161H71ZM88 163V162H87ZM90 163L91 162H89L88 164H89V166L88 167H90ZM98 163V162H97ZM137 163H139V162H137ZM143 163V162H142ZM165 163V164H166ZM57 164V163H56ZM55 164V165H56ZM81 164H82V162H81ZM144 164V163H143ZM168 164V163H167ZM200 164V163H199ZM202 164V163H201ZM200 164V165H201ZM207 164V163H206ZM42 165V166H41ZM65 165H66V163H65ZM68 165H70V167H71V165L72 164H68ZM76 165V164H75ZM77 165H78V161H77ZM138 165H140V163L138 164ZM163 165H164V162H163ZM196 165H198V164H196ZM204 165L205 164H202L201 166L202 167H204ZM209 165V164H208ZM29 166V167H30ZM54 166V165H53ZM73 166V165H72ZM94 166V165H93ZM160 166H162V165H160ZM164 166H166V165H164ZM206 166V165H205ZM56 167V166H55ZM69 167V168H70ZM76 168H78L77 166H75ZM74 167V168H75ZM80 167V166H79ZM83 167H85L83 164H82V171H78V173L80 174V172H84V170H83ZM141 167V166H140ZM40 168V169H39ZM49 168H50V166H49ZM53 168V167H52ZM66 168V167H65ZM69 168L67 169V171L69 170ZM73 168V167H72ZM74 169V170H76V172H77V169ZM92 168H94L95 170L98 168L97 166H96V168L95 167H92ZM92 168H91V170L90 171H92ZM161 168V167H160ZM214 168V169H213ZM24 169V168H23ZM23 169H22V171H23ZM45 169V170H44ZM86 169H87V167H86ZM137 169V168H136ZM145 169V168H144ZM162 169V168H161ZM161 169H160V171H161ZM198 169H199V167H198ZM207 169V168H206ZM47 170H49V171H51L50 169H47ZM46 170V171H47ZM54 170V169H53ZM62 170V169H61ZM70 170H71V168H70ZM73 170V169H72ZM88 170V169H87ZM88 170V171H89ZM138 170V169H137ZM141 170H142V168L140 169V171L139 172H141ZM182 170H184V169H182ZM10 171V170H9ZM25 172H26V170H25ZM39 172V173H40ZM73 172V171H72ZM72 172H70V173H72ZM94 172V171H93ZM139 172H138V174H139ZM143 172V171H142ZM162 172H164V171H162ZM66 173V172H65ZM68 173V172H67ZM77 173V174H78ZM147 173V172H146ZM145 173V174H146ZM151 173H152V171H151ZM208 173V172H207ZM45 174V173H44ZM62 174H64V173H62ZM73 174V173H72ZM71 174V175H72ZM141 175H143V173H140ZM145 174H144V176H145ZM153 174V173H152ZM155 174H156V172H155ZM158 174H159V172H158ZM208 174H210V173H208ZM3 175V174H2ZM68 176L70 175V174H67ZM75 175V174H74ZM72 175L73 176V178H75V176H79V175ZM80 175H82V173L80 174ZM135 175V174H134ZM134 175H131L132 176V178H133V176ZM140 175V176H141ZM162 175V174H161ZM13 176H15V175H13ZM139 175H137V177H138ZM139 176V177H140ZM154 176V175H153ZM185 176V175H184ZM60 176H58V178H59ZM65 177V174H64V176H62V177H60V178H64ZM148 177V176H147ZM159 177H161V176H159ZM164 177H166V176H164ZM171 177H173V176H171ZM178 177H181V176H179L178 175ZM183 177V176H182ZM7 178V177H6ZM9 178H10V176H9ZM45 178V177H44ZM78 178V177H77ZM80 178V177H79ZM78 178V179H79ZM131 178V179H132ZM134 178H135V176H134ZM142 178V177H141ZM157 178V177H156ZM35 179V178H34ZM40 179V178H39ZM43 179V178H42ZM76 179V178H75ZM155 179V178H154ZM164 180H162V181H165V183L168 181V179H166V178H163ZM182 179V178H181ZM61 181L60 182H62V179H60ZM65 180H70L69 179V177H68V179H64V182H65ZM73 180V179H72ZM80 180V179H79ZM78 180V181H79ZM84 180V179H83ZM134 180V179H133ZM143 180V179H142ZM145 180V179H144ZM147 180V179H146ZM145 180V181H146ZM157 180H159V179H157ZM167 180V181H166ZM57 181H59V179L58 180H56V183H57ZM139 181V180H138ZM145 181H143V182H145ZM156 181V180H155ZM210 181V182H211ZM25 182V183H24ZM26 182H27V184H26ZM69 181H67V183H68ZM72 181L70 180V183H71ZM75 182V181H74ZM133 182V181H132ZM135 182V181H134ZM152 182V181H151ZM170 181H168V183H169ZM179 182V181H178ZM1 183H3V181L1 182ZM66 183V182H65ZM69 183V184H70ZM73 183V182H72ZM78 183V185H80L79 184V182H77ZM80 183H81V180H80ZM83 183V182H82ZM128 183V182H127ZM131 183V182H130ZM129 183V184H130ZM167 183V184H168ZM199 183H201V181L199 182ZM212 183V182H211ZM210 183V184H211ZM3 184H5V182L3 183ZM36 184H37V182H36ZM35 184V185H36ZM128 184V185H129ZM135 184V183H134ZM141 184V183H140ZM162 184V183H161ZM164 184V183H163ZM166 184V185H167ZM183 184V183H182ZM182 184H180V182H179V186L178 187H176L177 185L174 183V185H176L175 187H169L168 185V187L170 188V190H167V193H168V191H169V193L170 194H173L174 193V195L176 194V198H177V193H178V195H182L181 193L182 192H180L179 193V187H182V186H184V185H182ZM31 185V186H30ZM131 185V184H130ZM129 185V186H130ZM136 185V184H135ZM143 185L145 186L146 184H144L143 183ZM151 185V184H150ZM149 185V187H151ZM165 185V184H164ZM170 185V184H169ZM69 186H71V185H69ZM133 186V185H132ZM160 187H161V185H159ZM167 186L165 187V189H167ZM171 186V185H170ZM172 186H173V184H172ZM202 186H203V184H202ZM216 186V187H215ZM55 187V186H54ZM58 187V186H57ZM59 187L61 188V186H60V184H59ZM58 187V188H59ZM139 187H141L142 188V186L140 185V186H138L137 188H139ZM147 187H148V185H147ZM153 187V186H152ZM156 187V186H155ZM154 187V188H155ZM160 187H159V189H160ZM185 187H187L186 185L184 186V189H186ZM1 188V187H0ZM79 188V187H78ZM78 188H76L77 190H78ZM126 188V187H125ZM129 187L127 186V189H128ZM130 188H135V187H130ZM162 188V190H164V186L163 187H161ZM206 188H207V186H206ZM209 188H210V186H209ZM34 189H36V188H34ZM38 189H39V187H38ZM41 189V188H40ZM54 189V188H53ZM56 189V188H55ZM75 189V192L77 191ZM124 189V188H123ZM127 189H126V191L125 192H123L124 194L127 192ZM145 189V188H144ZM149 189V188H148ZM159 189H156V190H158L159 191ZM182 189V188H181ZM180 189V190H181ZM200 189H201V191L203 190L202 189V187L200 188L199 187V189H198V191H200ZM208 189V188H207ZM37 190V189H36ZM66 190V189H65ZM65 190H64V193H65ZM131 190V189H130ZM152 190V189H151ZM161 190V189H160ZM187 190H188V188H187ZM187 190H184V191H187ZM196 190V189H195ZM30 191H32V190H30ZM54 191H56V190H53V192H52V194L53 193H55ZM62 191V190H61ZM68 191V190H67ZM129 191V190H128ZM138 191V190H137ZM165 191V194H166V190H164ZM163 191V192H164ZM183 191V190H182ZM184 191H183V193H184ZM38 192V191H37ZM58 192V191H57ZM78 192V191H77ZM136 192V191H135ZM148 192H149V190H148ZM147 192V193H148ZM195 192H197V190L195 191ZM245 194H244V193ZM131 193V192H130ZM134 193V192H133ZM139 193H140V191H139ZM145 193V192H144ZM161 193V192H160ZM159 193V194H160ZM208 193V192H207ZM28 194V193H27ZM26 194V195H27ZM33 194V193H32ZM57 194V193H56ZM67 194V193H66ZM75 194V193H74ZM74 194L72 195V196H74ZM77 194V193H76ZM135 194V193H134ZM156 194H158V193H156ZM159 194H158V196H159ZM162 194V193H161ZM169 194V195H170ZM55 195V194H54ZM58 195V194H57ZM62 195V194H61ZM188 195L189 194H187V197H188ZM209 195H211V193L209 194ZM50 196V195H49ZM67 196H68V194H67ZM137 196V195H136ZM160 196H162V195H160ZM164 196V195H163ZM166 197L168 196V195H165ZM171 196V195H170ZM57 197V198H56ZM56 197H54V199H56V201H58L57 199L59 198V195L58 196H56ZM61 197V196H60ZM165 197V198H166ZM186 197V196H185ZM65 198V197H64ZM67 198V197H66ZM70 198H72L71 196H70ZM74 198H77L78 199V197H75L74 196ZM74 198H72V199H74ZM130 198V197H129ZM158 198V197H157ZM156 198V199H157ZM174 198V197H173ZM180 198V197H179ZM178 198V199H179ZM184 198V197H183ZM25 199V198H24ZM54 199H52L53 201H55ZM62 198H60V200H61ZM171 199H172V196H171ZM59 200V202H62V201H60ZM68 200V199H67ZM70 200V199H69ZM74 200H76V199H74ZM74 200L73 201H71V202H68L67 204H65L64 205V209H62V207L60 208V209H62L61 211L62 212H66V213H68V210L70 209V208H72L73 206H75L73 203H74ZM164 200V199H163ZM168 200H170V199H168ZM175 201H176V199H174ZM174 200H172L173 202H174ZM182 200V199H181ZM185 200V199H184ZM184 200L183 201H180L179 200V203L181 204V202H184ZM210 200H211V198H210ZM210 200H209V202H210ZM48 201V200H47ZM111 201H114V200H111ZM110 201V202H111ZM213 201V202H214ZM59 202H56V203H59ZM66 202V201H65ZM78 202V201H77ZM76 202V203H77ZM141 202V201H140ZM166 202V201H165ZM172 202V203H173ZM177 202V201H176ZM213 202H211V203H213ZM45 203V202H44ZM55 203V202H54ZM160 203V201L158 202V204ZM162 203V202H161ZM168 203H170V205L172 204L171 202H169L168 201ZM168 203H166L165 205H167ZM184 203H186V201L184 202ZM184 203H183V205H184ZM205 203H208V202H205ZM49 204V203H48ZM79 204H80V201H79ZM84 204H86V202L84 203ZM108 204V203H107ZM141 204V203H140ZM176 203H174V204H172V207L175 205ZM179 204V207H181V205ZM193 204V203H192ZM198 204V205H199ZM52 206H53V202H52V204H51ZM61 205V204H60ZM87 205V204H86ZM85 205V206H86ZM154 205V204H153ZM152 205V206H153ZM163 205V204H162ZM182 205V206H183ZM238 205H240L239 207L240 208H238L237 206ZM242 205H246L245 206V208H241V206ZM20 206V205H19ZM58 206H59V204H56V205H54V207H53V209L52 210H49V215L46 217L47 218V220H50L53 216H55L57 213H59V212H61V211H59L58 209ZM84 206V207H85ZM109 206V205H108ZM155 207H156V205H154ZM154 206L152 207V208H154ZM187 206V205H186ZM186 206H185V208H186ZM193 206V205H192ZM195 206H196V203H195ZM45 207V206H44ZM105 207H106V205H105ZM151 207V206H150ZM163 207H165L164 205H163ZM168 208H169V206H167ZM167 207H165V208H167ZM176 208H175V210H171V208L169 209V210H171V211H175L176 212V209L179 211V207H178V205L177 206H175ZM211 207V208H210ZM78 208V207H77ZM76 208V211L77 210H79V209H77ZM82 208V207H81ZM149 208V207H148ZM159 208V207H158ZM161 208V207H160ZM183 208V207H182ZM181 208V209H182ZM191 208V207H190ZM42 209V208H41ZM51 209V208H50ZM108 209V208H107ZM110 209V208H109ZM173 209V208H172ZM180 209V210H181ZM202 209V210H201ZM47 211H48V209H46ZM45 210V211H46ZM111 210H113V209H111ZM43 211V210H42ZM41 211V212H42ZM46 211V212H47ZM80 211H83V210H79L78 212L80 213ZM110 211V210H109ZM108 211V212H109ZM114 211V210H113ZM148 211V210H147ZM186 211V210H185ZM196 211V210H195ZM198 212V214H196V215H199L201 212ZM38 213L37 212V214H43V213ZM61 212V213H62ZM73 212V211H72ZM74 212H75V210H74ZM138 212V211H137ZM153 212V211H152ZM156 212V211H155ZM159 212V211H158ZM181 212V211H180ZM182 212H183V209H182ZM187 212V211H186ZM194 212V211H193ZM204 212H206V213H204ZM48 213H46L45 215H47ZM65 213V214H66ZM70 213V212H69ZM79 213H75V214H77V215H79ZM112 213V212H111ZM115 213V212H114ZM184 213V212H183ZM182 213V214H183ZM36 214V215H37ZM62 214H64V213H62ZM74 213H73V215H75ZM81 214V213H80ZM96 214V213H95ZM116 214H117V212H116ZM185 214H187V213H185ZM185 214H183V215H185ZM206 214V215H205ZM35 215V216H36ZM67 215H69V214H67ZM103 215V214H102ZM111 215V214H110ZM179 215H181V214H179ZM201 215H199L200 217H201V219H202V216ZM41 216H43V215H41ZM58 216V215H57ZM60 216V215H59ZM66 216V215H65ZM70 216H71V214H70ZM70 216H69V218H70ZM93 216V215H92ZM101 216V215H100ZM107 216V215H106ZM121 216V215H120ZM125 216H126V214H125ZM186 216V215H185ZM193 216V215H192ZM191 216V217H192ZM195 216V215H194ZM194 216H193V218H194ZM198 216V218H197V220H198V222L200 221V217ZM37 217V219H38V216H36ZM76 217V216H75ZM105 217V216H104ZM101 218V219H98L99 220V222L95 225V227L93 228V231H92V233H91V235H90V237L88 236V238L89 239H91V241H92V245H93V247H95V248H98V249H100V248H102V246H106L107 244H110V241H112L111 239L110 240H107V239H109L110 238V235H111V233L112 232H110L111 231V228H109V230L107 231V235H104V231L102 232V233H100L99 231L101 230V228L103 227V226H105L104 224V219L106 218ZM133 217V216H132ZM54 218H56V217H54ZM59 217H57L56 219H58ZM65 218V217H64ZM78 218V217H77ZM126 218V217H125ZM129 218V217H128ZM182 219H183V217H181ZM34 219H36L35 217L33 218V220ZM40 219V218H39ZM43 219V218H42ZM66 219V218H65ZM71 219V218H70ZM74 219V218H73ZM117 219V218H116ZM115 219V220H116ZM123 219V218H122ZM140 219V218H139ZM155 219V218H154ZM153 218H151V220H154ZM167 219V218H166ZM195 219V218H194ZM208 219H206V220H208ZM69 220V219H68ZM108 220V219H107ZM106 220V221H107ZM110 220V219H109ZM109 220H108V222H109ZM111 220H113V219H111ZM114 220V221H115ZM121 220V219H120ZM125 220V219H124ZM140 220H142V219H140ZM38 221V220H37ZM51 221H53V219L51 220ZM75 221V220H74ZM118 221V220H117ZM34 222V221H33ZM31 223L32 225H34V223ZM39 222H41V220H39ZM43 222V221H42ZM48 222V221H47ZM90 222V221H89ZM108 222L106 223V226L108 225ZM122 222V221H121ZM141 222V221H140ZM144 222V221H143ZM160 222L161 221H159V219H156V226L158 225V227H159V225H160ZM187 222V221H186ZM204 222V221H203ZM206 222V221H205ZM209 222V221H208ZM226 222V221H225ZM227 222H229V221H227ZM231 222V223H232ZM36 223V222H35ZM44 223V222H43ZM58 223H59V221H58ZM65 223V222H64ZM104 223V224H103ZM112 223V222H111ZM118 223V222H117ZM149 223V222H148ZM166 223V222H165ZM202 223V222H201ZM209 223H211V222H209ZM208 223V224H209ZM224 223V222H223ZM37 224V223H36ZM40 224H42V223H40ZM46 226H47V224H46V221H45V223H44ZM55 224V223H54ZM68 224V223H67ZM72 224V223H71ZM75 224V223H74ZM110 224V223H109ZM118 224H120V223H118ZM117 224V225H118ZM162 224V223H161ZM186 224V223H185ZM207 224V223H206ZM207 224V225H208ZM222 224V223H221ZM48 225H50V224H48ZM58 224H56L55 226H57ZM147 225V224H146ZM149 225V224H148ZM199 224H197V226H198ZM203 225V224H202ZM223 225V224H222ZM232 225V224H231ZM232 225V226H233ZM37 226H38V224H37ZM71 226V225H70ZM149 226H151L152 228H150L151 229V231H152V233L154 234V232H155V225H149ZM165 226V225H164ZM218 227H219V224L217 225ZM32 227V226H31ZM30 227V228H31ZM41 227H42V225H41ZM48 227V226H47ZM72 227H73V225H72ZM120 227V226H119ZM195 227V226H194ZM198 227H200V225L198 226ZM210 227V226H209ZM228 227V226H227ZM233 227V228H234ZM43 228V227H42ZM51 228V227H50ZM54 228H56V227H54ZM60 228V227H59ZM58 228V229H59ZM104 228V230H106V228L105 227H103ZM114 228V227H113ZM115 228H117L116 226H115ZM212 229H213V225H212V227H211ZM210 228V229H211ZM235 228V229H236ZM39 228L37 227V229H36V231L38 230ZM66 229H67V227H66ZM108 229V228H107ZM204 229H205V227H204ZM237 229H236V231H237ZM28 230H29V228H28ZM40 230H42V229H40ZM47 230V229H46ZM62 230H64V228H62ZM82 230V229H81ZM115 230V229H114ZM44 231V230H43ZM48 231V230H47ZM57 232L59 231V230H56ZM113 231V230H112ZM213 231V230H212ZM232 231H234V230H232ZM40 232L41 231H37L36 232V234L37 233H39L40 234ZM52 232V231H51ZM57 232H53V233H56L57 234ZM61 232V231H60ZM99 232V233H98ZM143 232H147L148 233V231H143ZM49 233V232H48ZM47 233V234H48ZM67 233V232H66ZM36 234H35V236H36ZM44 234H46V232L44 233ZM106 234V233H105ZM206 234V233H205ZM207 234H209V233H207ZM236 234H237V232H236ZM24 235V234H23ZM42 235H43V233H42ZM40 236V238L41 237H43V236ZM49 235V234H48ZM68 235V234H67ZM113 235H115V234H113ZM113 235H111V236H113ZM194 235V234H193ZM210 235V234H209ZM37 236H38V234H37ZM36 236V237H37ZM57 236H58V234H57ZM71 236V235H70ZM103 236V238H101ZM143 236V235H142ZM242 236H241V238H242ZM48 237V236H47ZM156 237V236H155ZM206 237V236H205ZM234 237V236H233ZM239 237V236H238ZM24 238H25V236H24ZM57 238V240H58V237H56ZM60 238H62V237H60ZM145 238V237H144ZM207 238V237H206ZM205 238V239H206ZM34 239H35V237H34ZM42 239V238H41ZM142 239H143V237H142ZM141 239V240H142ZM153 239H154V237H153ZM245 239V240H244ZM250 239V240H251ZM36 240V239H35ZM140 240V241H141ZM145 239H143V241H144ZM160 240V239H159ZM208 240V239H207ZM238 240H240V239H238ZM243 240L244 241H246V243H247V238L245 237V238H243ZM21 241V240H20ZM41 241V240H40ZM59 242L61 241L60 239L58 240ZM62 241H64V240H62ZM113 241H116V239H113ZM146 241H147V239H146ZM243 241V242H244ZM42 242V241H41ZM40 242V243H41ZM83 242H85V241H83ZM90 242V241H89ZM251 241H249V243H250ZM25 243V242H24ZM23 243V244H24ZM38 243V242H37ZM39 243V244H40ZM43 243V242H42ZM56 242H54V243H52V246L55 244ZM86 243H87V241H86ZM135 243V242H134ZM241 243V242H240ZM240 243H237V245L238 244H240ZM20 244V243H19ZM21 244H22V242H21ZM38 244V245H39ZM44 244V243H43ZM46 244V243H45ZM90 244H91V242H90ZM254 244V245H253ZM129 245V244H128ZM141 245V244H140ZM243 245V244H242ZM20 246V245H19ZM24 246H25V244H24ZM130 246V245H129ZM128 246V247H129ZM139 246V245H138ZM236 246V245H235ZM247 246H248V244H247ZM251 246L249 247L248 246V248H251ZM256 246V245H255ZM252 247V249H258L257 247ZM258 246V245H257ZM25 247H27V245L25 246ZM41 247V246H40ZM83 247V246H82ZM81 247V248H82ZM136 248H137V245L135 246ZM22 248H24V247H21L20 249L22 250ZM246 248V247H245ZM16 249H17V247H16ZM86 249V248H85ZM143 249V248H142ZM239 249H240V247H239ZM18 251H19V249H17ZM17 250H16V252H17ZM24 250H25V248H24ZM23 250V251H24ZM42 250V249H41ZM234 250H235V248H234ZM238 250V249H237ZM242 250V249H241ZM262 250V251H263ZM250 251V250H249ZM252 251V250H251ZM255 251V250H254ZM259 251H261L260 249H259ZM258 251V252H259ZM25 252V251H24ZM231 252V251H230ZM237 252V251H236ZM235 252V253H236ZM20 253V252H19ZM167 253V252H166ZM228 253L229 252H227V255L226 256H228ZM232 253V252H231ZM239 253V252H238ZM244 253H246V252H244ZM250 253V252H249ZM253 253V252H252ZM257 253V251L255 252V254ZM22 254V253H21ZM146 254V253H145ZM165 254V253H164ZM230 254V253H229ZM251 254V253H250ZM15 256L17 255V254H14ZM138 255H140V254H138ZM143 255V254H142ZM149 254H147L146 255V258H148L149 256H151V255H149ZM167 255V254H166ZM221 255H223V254H221ZM220 255V256H221ZM234 255V254H233ZM243 255V254H242ZM260 255H261V253H260ZM260 255H258V256H260ZM13 256V255H12ZM148 256V257H147ZM153 256V255H152ZM224 256H225V254H224ZM240 256H241V254H240ZM243 256H245V255H243ZM257 256V255H256ZM257 256V257H258ZM25 257V256H24ZM28 257H29V255H28ZM236 256H234V258H235ZM242 257V256H241ZM247 257H248V255H247ZM229 258V257H228ZM237 258V257H236ZM235 258V259H236ZM15 260L17 259V261H18V258H17V256H16V258H14ZM22 259V258H21ZM217 259V258H216ZM220 259L222 260V258L220 257ZM220 259H219V261H220ZM238 259V258H237ZM246 259V258H245ZM253 259V258H252ZM260 259V258H259ZM20 260V259H19ZM143 260H145V259H143ZM226 260V259H225ZM225 260H223L224 262H225ZM241 260H243V259H241ZM264 260V251H263V256H262V261ZM13 261V260H12ZM218 261V260H217ZM223 261H221V262H223ZM227 261V260H226ZM256 261V260H255ZM9 262V261H8ZM15 262V261H14ZM21 262H22V260H21ZM162 262V261H161ZM215 263H216V261H214ZM230 262V261H229ZM247 262V261H246ZM17 262H15L14 264H16ZM218 263H220V262H217V264ZM240 263H242L243 264V262H240ZM245 263V262H244ZM257 263H259V262H257ZM256 263V264H257ZM20 264V263H19ZM22 264V263H21ZM23 264H24V262H23ZM221 264V263H220ZM223 264H226V263H223ZM230 264V263H229ZM233 264H235V263H233ZM237 264V263H236ZM249 264V263H248ZM264 264V263H263Z\"/></svg>", "mask_w": 264, "mask_h": 264}]
</instances>
